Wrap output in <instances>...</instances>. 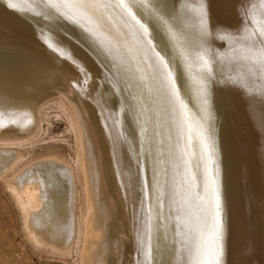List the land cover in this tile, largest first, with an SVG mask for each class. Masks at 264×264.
<instances>
[{
  "label": "snow or ice",
  "instance_id": "snow-or-ice-1",
  "mask_svg": "<svg viewBox=\"0 0 264 264\" xmlns=\"http://www.w3.org/2000/svg\"><path fill=\"white\" fill-rule=\"evenodd\" d=\"M24 3L26 9L2 0L0 7L31 29L37 49L31 66L51 72L55 83L71 74L72 87L82 92L91 82L101 101L107 93L119 104L111 111L102 107L100 117L111 141L118 191L126 209L131 203L135 256L128 264H256L242 253L226 260L216 93L238 89L259 96L264 105V0L259 10L255 4L240 10L243 30L235 33L229 25L213 32L208 0L195 5L182 0ZM66 25L78 31L75 38ZM216 41L223 52L213 49ZM74 46L101 66L96 77L75 56ZM29 78L44 81V75L30 73ZM9 87L0 76V104L27 102ZM247 103L253 131L264 143V110L253 122L255 100ZM230 108L225 100L223 111ZM128 119L131 136L125 129ZM125 146L127 164L121 156ZM260 157L264 161V151ZM248 203L251 209L253 197ZM259 210L264 218V193Z\"/></svg>",
  "mask_w": 264,
  "mask_h": 264
},
{
  "label": "bare ground",
  "instance_id": "bare-ground-1",
  "mask_svg": "<svg viewBox=\"0 0 264 264\" xmlns=\"http://www.w3.org/2000/svg\"><path fill=\"white\" fill-rule=\"evenodd\" d=\"M14 2L26 9L24 0ZM182 2L195 5L199 0ZM253 4L259 10L260 0H208L213 32L221 30L222 25H229L228 30L234 33L242 32L240 10ZM257 19H260L259 12ZM65 28L74 38L78 35L71 25ZM219 43L214 42L212 47L223 52ZM36 51L31 29L15 13L0 7V76L7 78L13 95L28 98L27 102L7 107L0 104V175H4L6 186L21 211L26 236L34 245L64 257L75 251L78 264H117V261L128 264L135 256L131 203L126 209L123 193L118 191L111 141L100 117L102 107L107 105L111 111L114 103L117 108L119 104L107 93L101 101V97L92 91L91 82L83 86L86 91H80V86L73 88L71 74L55 83L51 72L45 75L43 69L31 66ZM73 51L96 77L101 66L83 48L74 46ZM177 70L182 72L179 61ZM30 73L37 77L44 75V81L30 79ZM56 95L66 96L72 109L70 127L75 132L78 146L75 165L53 155L26 160L25 154L12 149L30 144L37 138L44 121L41 118L43 103ZM252 99L255 100V116L251 117L254 122L264 110L259 96L249 97L238 89L231 93L217 91L216 103L221 107L217 129L223 167L226 260L231 261L242 253L252 255L256 264H261L264 261L260 254L264 218L259 201L264 193V161L260 153L264 151V143L258 142L250 123L247 102ZM225 100L231 105L227 113L223 111ZM61 108L66 110L63 105ZM131 124L130 119L125 121L129 136L132 135ZM121 156L127 164V146ZM34 165L45 168H34L23 175ZM49 166H58L59 170L47 175ZM75 167L79 169L78 181ZM249 196L254 199L251 209ZM78 198L81 204L77 206ZM165 216H168L167 203Z\"/></svg>",
  "mask_w": 264,
  "mask_h": 264
},
{
  "label": "rangeland",
  "instance_id": "rangeland-1",
  "mask_svg": "<svg viewBox=\"0 0 264 264\" xmlns=\"http://www.w3.org/2000/svg\"><path fill=\"white\" fill-rule=\"evenodd\" d=\"M65 98L64 95H56L46 100L41 112V118L44 121L40 134L30 144L15 146L12 149L25 154L26 160L42 155H53L73 165L77 164L78 146L75 141V132L70 127L72 109L68 98L66 100ZM62 105L66 110L61 108ZM38 167L45 168L44 165L30 166L23 175ZM51 167L46 169L47 175L59 170L58 166ZM75 169L78 181L79 169L76 167ZM77 186L80 187L79 182ZM80 204L81 201L78 198L77 206ZM76 212L81 213L79 210ZM0 264H78L75 251L71 256L64 257L34 245L26 236L21 211L15 202L14 195L6 186L4 175H0Z\"/></svg>",
  "mask_w": 264,
  "mask_h": 264
}]
</instances>
